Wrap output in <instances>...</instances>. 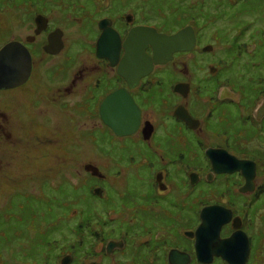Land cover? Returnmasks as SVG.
<instances>
[{
	"label": "rangeland",
	"instance_id": "rangeland-1",
	"mask_svg": "<svg viewBox=\"0 0 264 264\" xmlns=\"http://www.w3.org/2000/svg\"><path fill=\"white\" fill-rule=\"evenodd\" d=\"M98 1L100 0H35V8H39V11L49 18L51 27L63 29L66 46L63 48L64 52L62 50L61 54L57 53L59 55L53 60L50 59L51 61L46 64L43 60L38 61L32 77L27 83L20 84L25 86L15 92L9 90L10 98L0 97L2 98L0 106H4V110L9 109L10 112L18 114L19 104L21 113L33 115L25 117L22 115V118L13 113L9 116H0V120L4 122L0 125V153H7L6 150L9 153L14 152V159L21 163L17 168L9 167L0 170V249L4 253L0 255V264H11L13 260L16 262H14L15 264H21L23 260L24 262L30 261L32 264L34 261H38L40 264H60L65 256L64 250L60 252L63 244L68 245V252L72 249V243H75V246L79 244L78 232L72 231L74 225L78 223L79 216L76 211L72 213L70 211L81 208L92 212L95 217V219L91 218L94 226L96 225L95 221L109 222L113 236L114 232L127 233L133 228L135 233L128 237L129 243L123 252L125 259L121 262L114 260L112 264H144L141 257L135 254L133 249L135 244L132 246L136 239L142 236L136 242H144L149 238V235L154 237L156 234L157 242L169 244L167 243L169 237L164 234L166 230L163 226L164 223L169 225L173 222L177 227L182 225L190 227L196 222L194 218L196 215L181 216V214L187 208L197 209L198 205L203 204L201 202L204 200L203 198H199L200 202L198 203L195 200L196 205L183 203L181 199L179 201L178 196L180 195L178 194L180 192L175 189L171 195L166 196L165 200L154 204L151 200L152 197L149 196L151 188L149 169L133 163L132 171L123 174L120 169L110 166L112 160L106 149L105 152H101L88 140L91 137L86 130L96 125L98 128H102V123H104L92 111L83 109L84 116L82 117L71 109H67V112L63 113H53L50 121L52 125L48 126L46 131L37 133L33 131H40L42 128L35 125L40 123L38 120L43 123L48 116L44 117L43 111L38 112L40 116L34 113L35 105L39 101L35 100L36 104L30 106L28 93L31 89H39L45 96L46 92L51 91L44 99L50 105L51 98L57 97L59 100L57 91L58 93L60 91L58 88L68 80L70 72L77 73L79 68L83 70L84 65L77 63V58L80 52L92 49L91 42L99 35L100 28L97 20L101 15L95 9V4ZM119 1L123 4L122 0L114 3L111 9L114 14L120 11L121 3ZM123 1L126 2L125 4H130V7L133 6L137 20H148L162 30L170 31L188 20L192 22L195 20L196 28L199 29L200 26V30H198L200 44L214 43L216 51L215 53H204L196 50L195 61L189 63V66L198 67L205 62H214L221 67L215 76H220L232 88L222 87L220 92L216 90L218 97L224 98L226 95L228 100H232L227 103L230 118V120L228 119L230 123L227 134L230 137V147L238 156L252 157L259 161V166L263 169L264 120L253 122L251 115H254L256 107L261 106L264 101L262 100L264 99V0ZM108 2L109 0H102L100 5L108 6ZM25 10L26 6L19 0H0V48L7 40L13 38L25 40L26 35L33 34V21L38 11L34 10V5L28 6V13ZM183 10L191 16H180L179 13ZM118 21L119 19L116 17V22ZM236 35L238 40H236ZM39 38L36 37V40ZM30 48L38 52L37 44H30ZM225 49H230V54L225 56ZM54 60L57 62L53 66L50 65ZM172 67L173 64H168L163 68L161 74L163 83L161 90L163 89V96L170 102L178 99L173 88H170V84L178 77ZM204 67L207 68V66ZM194 71L191 68V72ZM207 72V69L203 71L200 68L198 70L200 75L207 74ZM197 80V77L193 78L194 82ZM78 87V85L73 86V90H77ZM80 97L79 92H74L72 95H67V102H77ZM254 99L256 100L253 101ZM52 102L56 104L54 100ZM42 107L43 105H41ZM12 116H16L18 119H14ZM53 124L62 126V128H55ZM16 128L27 131L26 135L21 132L16 133L18 131ZM247 128L254 129V132L249 130L247 133ZM11 129L19 135L18 138L9 133ZM58 129L63 132L57 131ZM81 133H83V137L79 136ZM202 133L204 132L201 131ZM214 136L216 135L206 139L209 142L227 141L226 137L220 139ZM46 137L51 138V142L45 140ZM98 137L99 141L106 142L112 135L107 130L100 131ZM236 137L241 139L242 148L239 150L235 141ZM74 142L79 143V147H76ZM122 142L127 144L125 157L129 153L141 155L143 149L141 143L135 146L134 139L129 138L123 139ZM10 144L16 145H13L12 149H8ZM176 144L180 145V142L178 141ZM117 151L121 152V149L117 148ZM204 159V153H197L193 160L194 166L195 163L204 164ZM7 161L12 162L11 156L4 159L3 162ZM119 162L121 164L122 161ZM88 163L99 167L103 176L104 173L113 174L115 172L120 175L116 178L113 176L112 179L108 176L104 180L97 179L91 176L93 175L91 171L86 169L85 166ZM124 165L128 168L127 163ZM174 168L172 167V172L176 186L181 191H186L187 186H184L181 180L184 175L175 172ZM189 169L191 166L185 170ZM263 175L258 182L264 181ZM94 183L103 186L107 194L100 198L91 195L88 187ZM204 187L205 185L196 187L192 191V196L197 198L202 196ZM248 191L252 190L243 192ZM215 195L217 196V194ZM232 196L234 197L233 194ZM217 197L229 204L226 195L218 194ZM235 197H239V203H241V206L236 209L241 213H248L247 225L256 240V244H252L247 264H264V221L260 222L259 218H253L254 211L258 210L257 213L264 211V195L253 203L247 201L245 196L235 195ZM210 198L213 196H209L207 199ZM7 202L12 204L10 211H5ZM169 203H174L172 208H179V211L175 212L177 218L175 221L167 213L155 215L156 211L161 212ZM97 206L99 211L95 212ZM120 208L127 209L125 216L119 215L118 209ZM63 212H66L64 217ZM120 222L125 226H121ZM147 225H150L151 232H145L144 226ZM174 225L166 232L171 231L175 227ZM84 231L88 235V231L86 229ZM44 235L48 237L45 240L46 244ZM88 241L85 251L90 249L92 256H86V259H81L78 263L106 264L107 260L103 258L104 248L101 246L100 238L90 236ZM171 241L189 246V240L182 234H173ZM57 242H59L58 245L55 244ZM50 243L53 245L51 251H49ZM115 256L121 258V255L116 252ZM42 258L47 261H43ZM215 258L208 263L198 261L199 263L194 264H229L224 258Z\"/></svg>",
	"mask_w": 264,
	"mask_h": 264
},
{
	"label": "flooded vegetation",
	"instance_id": "flooded-vegetation-1",
	"mask_svg": "<svg viewBox=\"0 0 264 264\" xmlns=\"http://www.w3.org/2000/svg\"><path fill=\"white\" fill-rule=\"evenodd\" d=\"M102 0L96 2L95 9L98 10V13L101 15L100 18L97 20L98 23L100 19L102 18H109L110 19V25L114 29L118 31V33L121 36V39L124 40L126 35L128 34L129 30L136 25H147V26H153L157 29L159 32H164L171 34L173 32H176L180 28L190 25L193 27V30L195 32V45L192 49L188 50H178L174 52L173 59H170L166 63H160V64H154L152 71L144 76H141L137 82H133L134 84L130 85L127 81V79L118 73L117 71V65L118 64H112L111 61L106 57H99L96 54V41L97 38L91 42V50H85L79 53L77 58V63L83 64L84 67L79 68L77 73L70 72V75L68 77L70 81H65L61 85L62 87L58 88L60 91L57 96H59V100L57 97L49 102H45L44 99H46L45 96H48L49 92L45 93V96H43L42 92L39 89H31L28 93L30 106H34L36 103L35 100L39 101L37 105H35V109L33 110L34 113L37 115L39 111L44 112V117L48 116V118L43 121L38 120L40 123L35 125L38 126L40 131L33 130L35 133L37 132H44L46 131V128L51 124V119L53 117V113H60V112H67L68 110H74L75 113H78L80 117L84 116L83 109H86V111H92L95 115L98 116L100 120H102L100 115V105L102 100L107 96L108 94L118 90V89H124L127 90V92L131 95L135 103L138 105L140 109V120L139 125L137 129L132 132L131 134H125V135H117L114 130L102 123V128L93 126L89 130H86V132L90 133L88 140L91 141V143L94 145V147L97 150H100L101 152L109 153L111 156L112 163L110 164L111 167L116 169H120V171H123V174L128 172L130 173L132 170V164L137 163L138 165L142 166L145 169L150 170V193L149 196L152 197V202L154 204H159L162 202V200L166 199L167 195H171L175 190L180 192L178 195V200L183 203H193L196 205V203L200 202L199 198H203L201 202L203 204L198 205L197 209H193L190 207L187 208L184 213L181 214L184 216H191L196 215L194 217L196 219V222L193 223L190 227H177L171 222L169 225L164 223L163 226H165L166 230H169L168 228L175 226L171 229V231L164 232L169 239L167 240L169 244H163L161 242L156 241V234L154 237L149 235V238L142 242H136L137 240L141 239L139 237L136 239L135 243L132 244L133 249L135 251V254L141 257V261L144 264H170L168 253L170 249L177 248L183 251L188 252L191 255V261L188 264H194L197 263L199 260L196 256L195 251V238L189 237L186 235V230H194L199 223L201 222L200 218V210L202 207L207 205H223L227 208L232 209V218L227 223H224L220 228V236L221 237H228L231 235V233L235 230L234 226L239 225L240 228L246 232L249 240V250H248V256L246 263H248L250 259V250L252 247V244H256V240L253 236V233L250 232L249 227L247 225V218L248 213H241L239 212L236 207H240L241 203H239V197H235V195L238 196H245L247 201L249 202H255L260 200V198L264 195V181L261 180L258 182L259 178L264 174V168L262 169L259 166V161H256L254 158L250 157H244V156H238L236 152H234L230 147V137L227 134L228 129V122L229 118V109L227 108V103L231 102L232 100H228L225 96L224 98L218 97V94L216 90H219L222 87H228L230 89L231 85L229 83H226L224 79H222L220 76L216 77L215 75L218 74V72L221 70V67L215 64L214 62H205L202 63L198 67H191L189 66V63H192L195 61V52L196 50H200L204 53H212L216 51L215 44L214 43H204L200 44L198 30L196 28V22L195 20L192 21H186L183 24H181L176 29H172L170 31L159 29L155 24L148 20H142L139 21L136 19V12H134L133 6L130 7V4H125L126 2L122 0L123 4L121 3V8L118 13L111 12V9L113 8V5L118 0H109V5L102 7L100 5ZM137 3V2H136ZM136 5V4H135ZM35 8V7H34ZM128 8H130L128 11H126ZM39 9V8H38ZM101 11V12H100ZM126 11V12H125ZM41 13L38 11L36 14ZM35 14V15H36ZM43 14V13H42ZM44 15V14H43ZM112 15H114L112 17ZM46 16V15H45ZM47 17V16H46ZM115 17V18H114ZM116 17H118L119 21L116 22ZM34 26H33V34H28L25 36V40L22 38H13L15 40L21 41L24 45L27 46L29 49L31 56H32V68L31 73L27 81L32 77L35 65L38 61L43 62L46 64L48 61H51L54 59V57L58 56L62 52L65 51L63 48L66 46V40L63 39V48L57 52L59 53H50L46 52L44 49V46L48 43V35L51 31H53L56 28L59 27H51V22L48 18V24L45 29H43L40 33L36 34V24L35 20ZM61 29V28H60ZM63 31V29H62ZM101 30H99L100 34ZM64 33V31H63ZM40 36V38H39ZM99 36V35H98ZM28 37L32 38L31 40L28 39ZM36 37L39 39L36 40ZM236 35V39H237ZM11 39V40H13ZM10 40H7V42ZM95 42V43H94ZM212 42V41H211ZM37 44L38 52L32 50L30 48V44ZM94 43V45H93ZM207 45H212L211 50H204V47ZM63 50V51H62ZM230 50V49H229ZM225 49V56L227 54H230V51ZM62 51V52H61ZM35 52V54H34ZM146 52L150 55L152 54V47L148 46L146 48ZM39 53V55H37ZM44 53V54H43ZM124 54V48L122 47L120 50V57ZM45 59V60H44ZM51 59V60H50ZM57 62V60H54L53 63L50 65H54ZM43 63V64H44ZM168 64H173L172 69L178 74V77L170 84V88H173L175 84L181 82L183 85V88L179 90H174V92L177 94L178 99L176 101H168L164 96L163 92L161 90L162 86V72L163 68L167 66ZM204 66H207L204 67ZM88 68V70H85ZM191 68L194 69V72H191ZM202 68L203 71L207 69V74L200 75L198 73V70ZM197 77L198 80L196 82L193 81V78ZM24 82L23 84L27 83ZM78 85V91L73 90V86ZM25 85H15L11 87H0V97L4 98H10L11 93L9 94V90H13V92L21 89ZM29 90V89H28ZM226 89H224V92ZM81 91V92H80ZM74 92L80 93V99L76 102L68 103L67 101V95H72ZM159 92V95H158ZM18 94V93H17ZM217 94V96H216ZM0 98V99H2ZM55 101L56 104H54L52 101ZM254 99L253 101H255ZM264 100V99H262ZM261 100V101H262ZM2 101H0L1 103ZM85 103V104H84ZM264 104V101H263ZM1 105V104H0ZM41 105L43 107L41 108ZM177 105H183L190 115L197 119L194 121V128L190 127L189 124L184 121L182 118L178 117L175 114V108ZM17 106V104H15ZM49 106H51L49 108ZM260 106L256 107V110L254 112V115H251V120L253 122H258L259 120H264V115L259 117L257 112ZM18 114H15L14 112H10L9 109L4 110V106H0V116L2 115H10L15 114L18 117L22 118V115L25 116H33L32 114H23L20 112V106L18 104ZM40 116V115H39ZM14 119H18L16 116H12ZM35 117V115H34ZM259 121V122H261ZM3 124L2 120H0V125ZM148 124V125H147ZM42 125V126H39ZM148 126V129L152 126V131L150 133V136L148 139L144 138V128L145 126ZM54 126V124H53ZM181 126V127H179ZM55 128H62L55 125ZM18 130V128H16ZM147 129V128H146ZM248 129V128H247ZM112 135V137L108 138L106 142L99 141V132L100 131H107ZM211 130H214L215 132L212 133ZM249 130L254 132V129H248L247 133H249ZM25 130H18L16 133L19 134L25 133ZM57 131L63 132L61 129H58ZM201 131L204 133L201 134ZM82 132V131H81ZM9 133L11 135H14L16 138L19 137L18 134H15L14 130H10ZM216 135L214 137L216 138H227V141L223 142H217V141H208L206 138H210L211 136ZM79 136L83 137V133H81ZM125 138L134 139V145H138L139 143L142 144L143 149L141 151V155L129 153L127 157H125V148L127 147V144L123 143L122 140ZM51 138L46 137L45 140L48 142H51ZM238 139V140H237ZM17 140V139H16ZM77 141V140H75ZM180 142V145H177L176 143ZM236 143H237V149H241L242 146L240 144L241 139L236 137ZM239 141V142H238ZM18 142V140H17ZM16 142V144H17ZM76 147H79V143L74 142ZM16 144H10L11 146H8V149H12ZM239 144V145H238ZM14 145V146H13ZM117 148L121 149V152L117 151ZM210 148L211 151L214 149H226L229 153L235 155L236 157L240 159H250L253 160L256 164V175L254 178L255 181V187L252 191L243 192L241 191V186L245 183V177L240 171H234V172H217L214 170L212 165V160L210 157L206 154V150ZM96 150V151H97ZM132 150V148H131ZM7 153H9L6 150ZM204 153L205 159L204 164H198L193 163V160H195V155L197 153ZM0 153V170L6 169V168H17L18 165L21 163L14 159L15 154L14 152L9 153ZM214 155L217 158H221L224 156L222 152L215 151ZM11 156L12 162L7 161L3 162L4 159L9 158ZM140 156V158H137ZM122 161L121 164L119 161ZM180 160V162H178ZM128 161V162H127ZM124 163H127L128 168L124 165ZM176 166V168H174ZM184 166V167H183ZM191 169H187V167H190ZM172 167L174 168V171L180 172V174L184 175L182 180V184L184 186H187L186 191H181L178 186H176V180L173 177ZM99 168V167H98ZM100 169V168H99ZM101 171V169H100ZM102 172V171H101ZM103 173V172H102ZM107 173V172H106ZM196 173L194 177V184L191 183L190 174ZM120 173L115 172L113 174L104 173V176H97V175H91L93 177H96L97 179H106V176L108 178L112 179L111 177L114 176V178L118 177ZM264 176V175H263ZM261 179V178H260ZM264 179V177L262 178ZM79 185V184H78ZM76 185V186H78ZM205 185L203 189V195L194 197L192 196V191L200 186ZM90 187V186H89ZM95 187H101L102 192L101 194L95 193L94 189ZM94 188V189H93ZM89 192L91 195H94L96 197H103L107 194L106 189L99 185V184H92ZM31 193V192H26ZM205 193V194H204ZM215 194H224L227 196L228 203L227 204L224 200L221 198L219 199ZM234 195V197L232 196ZM209 196H213V198L207 199ZM231 196V197H230ZM177 200V199H175ZM195 200L196 203L194 202ZM8 205L5 206V211L12 209V204L7 202ZM174 203H169L166 207L162 209L161 212L156 211L155 215H158L160 213H167L171 216V218L175 221L176 218V210L179 211V208H172ZM8 211V212H9ZM77 212V216H79L78 222L83 221V218L85 216H92V218L95 219L91 211H86L84 209H74L72 212ZM99 211V207L97 206L95 209V212ZM258 210L254 211L253 218L258 220L260 222L264 221V211H261L260 213ZM119 215L125 216L127 209L126 208H120L118 209ZM257 213V214H256ZM259 214V215H258ZM66 215V212H63V217ZM258 215V216H257ZM237 216V217H236ZM234 217H236L234 219ZM96 225L95 228L98 227L99 232L101 233L100 238L101 240V246L104 248V254L103 258L104 260H107L105 262L106 264H112L115 260V262H121L125 259L123 256V252L125 248L127 247V243L129 241L127 240L128 237H131L135 232L133 228L130 229L127 233H115L114 236L111 232V227L109 226V222L103 221V222H97L95 221ZM153 221L151 222V224ZM121 226H125L124 223L120 222ZM150 225L144 226L145 232H151ZM180 228V229H179ZM158 232V231H157ZM182 234L184 237H186L189 240V246L181 245L180 242H173L171 241V236L173 234ZM163 235V234H162ZM169 235V236H168ZM123 241L122 247H114L110 252L107 251V244L109 241ZM162 240V239H161ZM120 254L121 258L114 257V253ZM65 255H71V259L67 263L61 262L60 264H79L77 260L75 259V253L71 254V251L65 252ZM114 257V258H113ZM223 259L220 256H214L213 260L216 258ZM200 262V261H199ZM198 262V263H199ZM202 263V262H201Z\"/></svg>",
	"mask_w": 264,
	"mask_h": 264
},
{
	"label": "water",
	"instance_id": "water-1",
	"mask_svg": "<svg viewBox=\"0 0 264 264\" xmlns=\"http://www.w3.org/2000/svg\"><path fill=\"white\" fill-rule=\"evenodd\" d=\"M35 33H40L47 27L48 17L38 13L34 17ZM101 30L96 41V54L99 57L108 58L112 64L117 65V71L123 75L130 85L138 81L141 76L149 74L154 64L166 63L173 59L174 52L178 50L192 49L195 45V32L193 27L186 25L171 34L159 32L153 26H133L125 39L122 40L116 29L111 27L109 18L99 21ZM63 31L56 28L48 35V43L45 51L57 53L63 48ZM29 40L32 38L28 37ZM148 46L152 47V54L146 52ZM124 48V54L120 57V50ZM212 45H207L204 50H211ZM32 68V56L27 48L19 40H10L0 48V87H11L23 84L30 76ZM134 82V83H133ZM183 83L175 84L174 90L183 88ZM175 114L186 121L190 127L195 126L194 119L183 105H177ZM258 116L264 115V104L257 112ZM100 115L103 122L110 126L117 135L131 134L134 132L140 120V109L131 95L124 89H118L102 100ZM148 125V124H147ZM144 128V138L148 139L152 126ZM147 128V129H146ZM215 151L222 152L224 156L217 158ZM206 154L212 160V165L217 172L240 171L245 177V183L241 191L253 190L255 187L256 164L250 159H240L229 153L226 149L210 148ZM86 169L93 175L103 176L100 169L91 163L86 164ZM196 173H191V183L194 184ZM95 193L101 194V187H95ZM237 217V216H236ZM234 217V219L236 218ZM201 222L194 230H186L189 237L195 238V251L197 259L203 263L211 262L214 256H220L229 264H245L249 250V240L245 231L239 225L228 237L220 236V228L232 218V209L223 205H207L200 210ZM122 247L123 241H109L107 251L114 247ZM170 264H188L191 255L183 250L172 248L168 253ZM71 255H65L62 262L67 263Z\"/></svg>",
	"mask_w": 264,
	"mask_h": 264
},
{
	"label": "trees",
	"instance_id": "trees-1",
	"mask_svg": "<svg viewBox=\"0 0 264 264\" xmlns=\"http://www.w3.org/2000/svg\"><path fill=\"white\" fill-rule=\"evenodd\" d=\"M61 1V0H60ZM19 2H21L23 5H25L26 6V10H25V12H27L28 11V6H31V5H34V7H35V5H36V3H35V0H19ZM51 3V2H50ZM17 7V6H16ZM34 10H36V11H39V9L38 8H34ZM28 13V12H27ZM180 16L181 15H190V14H188L187 13V11H181L180 13ZM191 16V15H190ZM236 40H238V39H236ZM92 185V184H91ZM91 185H90V187H91ZM77 187H79V186H77ZM90 187H88V190L90 189ZM80 188V187H79ZM70 213H72V210L70 211ZM91 218H92V216L90 215H88V216H85L84 218H83V221L81 220V222H78L77 224H75L74 225V227H73V229H72V231H74L75 233H77L78 235V237H79V244L78 245H76L75 246V243L73 244L72 243V249L70 250L71 252L73 251V253H75L74 255H75V259L77 260V262H79V261H81V259H86L85 257L86 256H92L91 255V251H90V249H89V251H85L86 249H85V247H86V243L87 242H89L88 240H89V238H90V236H92V237H94V238H98L99 236H101V233L99 232V230L98 229H96L95 228V226H94V224H93V221H91ZM87 230L88 231V235H87V233L84 231V230ZM44 234V233H43ZM90 235V236H89ZM48 237H46L45 235H44V243L46 244V242H45V240L47 239ZM56 245H58L59 244V242H57V243H55ZM165 245V244H164ZM50 246L51 247H49V251H51V249H53V245H52V243H50ZM80 250H79V249ZM68 245H66V244H63V246L61 247V249H60V252L62 251V250H64L63 251V253H65V252H68ZM59 252V253H60ZM62 253V254H63ZM2 254H4L3 252H2V250L0 249V255H2ZM43 259V261H47V260H45L44 258H42ZM41 262H42V260L41 259H39ZM21 261V260H20ZM15 261L13 260L12 261V263L11 264H15L14 263ZM22 263L21 264H32L30 261H25L24 262V260L23 261H21ZM35 263H39L38 261L36 262V261H34V264ZM40 264V263H39ZM80 264V263H79ZM84 264H97V263H95V262H89V263H87V262H84Z\"/></svg>",
	"mask_w": 264,
	"mask_h": 264
}]
</instances>
